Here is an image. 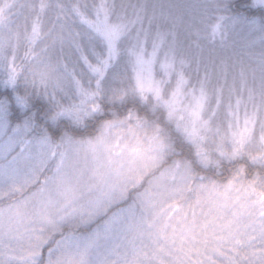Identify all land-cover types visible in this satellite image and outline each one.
I'll return each mask as SVG.
<instances>
[{
	"label": "snow or ice",
	"instance_id": "obj_1",
	"mask_svg": "<svg viewBox=\"0 0 264 264\" xmlns=\"http://www.w3.org/2000/svg\"><path fill=\"white\" fill-rule=\"evenodd\" d=\"M217 9L219 61L162 0H0V264H264V0Z\"/></svg>",
	"mask_w": 264,
	"mask_h": 264
},
{
	"label": "clouds",
	"instance_id": "obj_2",
	"mask_svg": "<svg viewBox=\"0 0 264 264\" xmlns=\"http://www.w3.org/2000/svg\"><path fill=\"white\" fill-rule=\"evenodd\" d=\"M162 2L174 6V11L183 15L186 23L192 26L190 31L181 29L180 38L193 56L219 61L226 53L239 49L241 37L233 31L231 18L225 20L224 28L218 36H213L207 27L215 20L217 6H222L225 0H162ZM206 11L209 13L207 18ZM262 47L264 45L258 46V50Z\"/></svg>",
	"mask_w": 264,
	"mask_h": 264
}]
</instances>
